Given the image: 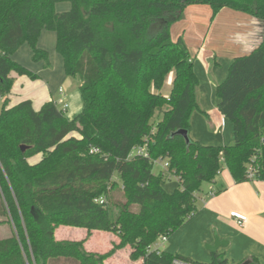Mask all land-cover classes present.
<instances>
[{"label": "trees", "instance_id": "obj_1", "mask_svg": "<svg viewBox=\"0 0 264 264\" xmlns=\"http://www.w3.org/2000/svg\"><path fill=\"white\" fill-rule=\"evenodd\" d=\"M60 2L71 9L57 12ZM193 5L209 6L212 20L230 8L264 22V0H0V99L11 93L13 72L38 78L12 58L24 44L34 62L51 66L50 53L38 45L47 30L55 33L65 74L79 82L84 103L73 119L53 101L38 111L29 99L3 104L0 226L8 234L0 237V264H105L109 253L88 252L86 238L57 240L62 226L85 229L87 237L93 231L116 235L115 248L128 247L134 262L188 260L148 249L198 213L204 185L224 169L240 183L250 181L253 166L255 180L264 181V38L253 52L236 57L216 86L218 110L233 124V143L204 145L177 134L190 136L193 114L204 113L195 57L184 36L174 34ZM146 137L150 157L129 158ZM92 148L100 152L91 154ZM37 155L40 160L30 162ZM159 159L169 162L179 181L173 192L164 188L169 174L153 172ZM100 198L106 203L95 202ZM192 262L228 264L218 254Z\"/></svg>", "mask_w": 264, "mask_h": 264}, {"label": "crops", "instance_id": "obj_2", "mask_svg": "<svg viewBox=\"0 0 264 264\" xmlns=\"http://www.w3.org/2000/svg\"><path fill=\"white\" fill-rule=\"evenodd\" d=\"M211 12L212 9L207 5L190 6L184 13L188 15L185 23L190 22L193 25L191 28L186 26V29L182 30L176 29L175 26L174 31L176 32L174 34L175 36H184L192 55L196 59L194 68L199 80H203V84L200 80L199 91L202 90V86L204 88L202 94L199 92V106L205 114L200 113L205 116L209 128L215 131L214 133L209 132L205 140L196 137L193 132L192 135L196 138L193 139L204 145L227 146L232 144L230 142L232 138L227 140L228 124L218 110V98L215 102L216 86L227 77L225 70L223 72L221 69L224 66L222 63L225 60H228L227 63H232L236 57L251 53L258 43L260 25L257 19L252 16L230 8H223L215 19L210 21V27H206L208 26L207 20L203 26H198L200 20H197L196 16H202L204 13L206 15L211 14ZM213 25L216 29L212 33ZM188 35L196 38V41L193 40L194 46L189 42L190 40H187ZM40 41L41 37L38 45L44 47ZM211 46L214 48H210ZM192 47H194L193 51ZM199 56H201V61H199ZM12 58L27 69L30 68L37 73L41 71L40 67L32 65L34 61L28 44H24ZM33 71L31 72L35 73ZM12 77L14 84L11 93L7 98L0 99V103L6 102L8 107H13L21 101L29 99L32 101L34 109L38 111L47 102L53 101L58 105L57 101L61 98L59 95L63 97L59 91V95H56L55 92L45 88V84L40 82V79L33 80L15 72L12 73ZM205 99L206 103L203 105L202 100ZM194 114V122L201 119L196 112ZM222 120H225L223 126ZM194 122L192 129L195 127ZM232 134L234 141V129L232 133L231 128ZM190 137L192 138L191 135ZM40 158L41 156L39 160ZM208 186L199 196L198 213L182 230L169 238L164 250L174 253V256L191 261L197 259L198 253L202 257L199 258L202 259L200 261L203 262H210L213 255L218 254L226 259L228 264H264V181L253 180L239 183L234 180L228 169H224L217 181L208 184ZM234 213L246 217L245 228L236 224L232 216ZM55 237L60 241H81L86 238V250L99 254L107 252L103 248L109 246L110 240L106 232L93 231L87 237L85 229L64 226L55 231ZM115 238L111 239V242ZM195 242L197 243L195 244ZM205 246L208 248V253H205ZM120 255L125 256L121 251L113 259L106 260L105 264H127ZM139 262L142 264L141 261Z\"/></svg>", "mask_w": 264, "mask_h": 264}, {"label": "rangeland", "instance_id": "obj_3", "mask_svg": "<svg viewBox=\"0 0 264 264\" xmlns=\"http://www.w3.org/2000/svg\"><path fill=\"white\" fill-rule=\"evenodd\" d=\"M70 9H71V4L68 2H60V3H57L55 6V10L57 12H65V11H69ZM186 16H188V15L184 14L183 20L181 22H179L178 24H176V29H179V28L181 30L186 29V26L188 28H191L193 23H190V22L185 23ZM212 16H213L212 12H211V14L206 15L204 13V15H202V16L201 15L198 17L196 16L197 20L198 19L200 20L198 26H203L204 22H206V20H207L208 26H206V27L207 28L210 27L209 26L210 21H213ZM194 17H195V14H194ZM187 20H189V18H187ZM215 29L216 28L213 25L211 32L213 33V31H215ZM175 32L176 31H174V33ZM212 33H210V34H212ZM187 40L188 41L190 40L189 42H191V44L193 45L194 44L193 40L196 41V38H192L190 35H188ZM40 43L44 47H42L40 45H39V47L44 48L45 50H47L50 53L51 66L45 67L42 63L32 62V65H36V67H40L41 71L38 73L33 71L32 69H30L29 67L28 68L30 69V71L35 72L34 74H36L38 76L37 79H40V82H43L45 84V86H46L45 88L50 89L51 92H53V93L55 92L56 95H59L58 91H59L60 87H62L64 89L65 93L63 94V97L59 95V97H61V98L59 99V101H57L59 103L58 107L61 109L63 103H68L69 108L64 113V115L67 119H73L74 117H76L78 114H80L82 112L83 106H84L83 97H82V94H81V91L79 88V82L77 80H75L74 78L67 77L65 74L62 58L56 51V35H55V33L52 31L44 30L41 34ZM193 48L194 47H192V51H193ZM210 48H214V47L211 46ZM198 58H199V61H201L200 60L201 56H199ZM226 61H228V60H225L222 63V65H224V66L221 68L223 72L225 70V74H226L225 76H227L228 69H229V66L231 64V63H227ZM172 79H173V76H170L167 79V81L163 87L162 93L165 96H168L171 92ZM200 80L203 84V80L202 79H200ZM199 92H200V94H202V92H204L203 86H202V90H200ZM202 101H203V105H204L206 103V99L202 100ZM215 102H217V96L215 97ZM201 107H202V105H201ZM2 108H3V103H0V112H1ZM196 113L201 117V119L196 120L194 122L193 118H194L195 114H193V116H192V127H193V122H194L195 127H194V129L191 128L190 135L192 136V139L193 138L196 139L195 138V136H196L198 138H201L202 140H205L207 138V134H209V132L214 133L215 131H213V129L209 128V126L207 125V120H206L205 116H203V114H201L200 112H196ZM157 115L159 116V118H157V122H160L162 120L163 116L162 115L160 116L159 113H157ZM226 122L228 124V131H227V138L228 139L227 140H230V137H231L232 141H230V142L233 143V134L231 135V128H232V133H233V124L227 119H226ZM193 132H194L195 136L192 135ZM217 133L218 132L216 131V134ZM39 157H40V155H37V156L31 158V162H37L39 160ZM163 171L164 170H163L162 165L160 163L154 164L153 172L155 174L158 175L160 172H163ZM222 173H223V171H222ZM222 173L220 175H222ZM178 187H179V181L176 177L170 176V178L167 177L165 179L164 188L168 192H173ZM208 187H209L208 184L204 185V189H206ZM116 197H118V198L122 197L121 193L120 192L117 193ZM1 219L2 218H0V221H2ZM180 230H182V228ZM7 234H8L7 233V227L6 226H0V237L6 236ZM108 235L110 237L109 246L107 248H103V250H105V252L107 251L106 253H109V257H108L109 260L113 259V257L116 254H118L119 252L122 251V253H124L125 256L124 255L123 256L120 255V256L122 259H124L125 263H127V264H140L139 261L134 262L130 259V257H129L130 249L128 247H126L124 249H116L115 248V246L117 244H119V241H120L116 235H113L110 233H108ZM114 238H115V240L111 242V239H114ZM191 240L193 241V239H191ZM196 243L197 242H195V244ZM204 248L206 250L205 253H208V251H207L208 248L206 246ZM167 252H169L172 255H175L174 253H171L170 251H167ZM197 255H198V257H196L197 259H194V261L203 262V261H200L202 259H199V258H202V257H200V254L197 253ZM49 264H76V263L71 262V261H67V260H59V261L51 262Z\"/></svg>", "mask_w": 264, "mask_h": 264}, {"label": "built area", "instance_id": "obj_4", "mask_svg": "<svg viewBox=\"0 0 264 264\" xmlns=\"http://www.w3.org/2000/svg\"><path fill=\"white\" fill-rule=\"evenodd\" d=\"M60 94L63 95L64 94V91L62 88H60L59 90ZM69 108V104L68 103H63L62 104V108H61V111L63 113H65ZM157 118H159L158 115L155 116V119L157 120ZM224 121L225 120H222V126L224 125ZM155 128L152 130V134L155 133ZM151 138L150 137H146L145 138V142L142 146H138V147H135L132 151V153L130 154L129 158H132V157H135V156H141V157H145V158H148L150 157V153L148 151V144L150 142ZM100 150L97 149V148H92L90 150V153L91 154H95V153H99ZM156 163H160L162 165V168H163V172L164 173H168L169 176H174L176 177L173 173H169V168H170V164L167 160H155L154 161V164ZM248 179L250 181H253L255 180V176H256V171H255V167L253 166H250L248 168ZM170 178V177H169ZM177 178V177H176ZM96 203H99V204H104L106 203V199L105 198H100V199H97L95 201ZM233 219L234 221L236 222V224L241 227V228H245L246 226V217L240 215V214H237V213H234L233 215ZM169 241V236L167 235H163L161 237H159V239L157 240L156 243H154L149 249H148V252L151 253V252H155L157 254H161L162 252H164V249H165V245L168 243ZM171 264H193L192 261H189V260H184V259H181V258H174L171 262Z\"/></svg>", "mask_w": 264, "mask_h": 264}, {"label": "water", "instance_id": "obj_5", "mask_svg": "<svg viewBox=\"0 0 264 264\" xmlns=\"http://www.w3.org/2000/svg\"><path fill=\"white\" fill-rule=\"evenodd\" d=\"M259 25H260V31L258 32V43L256 45V47L254 49H252L251 52H253L255 49H257L261 43L263 42V38H264V22L257 19ZM178 135L184 137V139L189 142L190 141V136H189V133L185 130H180L177 132ZM217 246V245H216ZM216 246L214 247V249L216 248ZM213 249V250H214Z\"/></svg>", "mask_w": 264, "mask_h": 264}]
</instances>
